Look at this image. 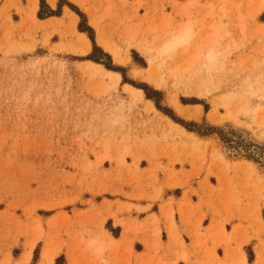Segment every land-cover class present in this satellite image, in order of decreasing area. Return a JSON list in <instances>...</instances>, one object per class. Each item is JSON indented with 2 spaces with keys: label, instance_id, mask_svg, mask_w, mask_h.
Masks as SVG:
<instances>
[{
  "label": "rangeland",
  "instance_id": "1",
  "mask_svg": "<svg viewBox=\"0 0 264 264\" xmlns=\"http://www.w3.org/2000/svg\"><path fill=\"white\" fill-rule=\"evenodd\" d=\"M38 2L0 24V254L213 264L235 184L189 181L264 203V0Z\"/></svg>",
  "mask_w": 264,
  "mask_h": 264
},
{
  "label": "crops",
  "instance_id": "2",
  "mask_svg": "<svg viewBox=\"0 0 264 264\" xmlns=\"http://www.w3.org/2000/svg\"><path fill=\"white\" fill-rule=\"evenodd\" d=\"M37 4L39 3L38 0ZM47 4L48 3V0ZM61 0H56L55 7L58 2ZM52 5V3H51ZM49 7L52 10L56 8ZM62 16L66 14H73L69 9L63 8ZM29 16V19H33V0H0V24L5 21L7 24L11 21L14 25H19L22 22V18H26ZM61 19V17L52 16L47 20H43L42 22H53ZM80 36V35H79ZM169 182V186L165 185L162 188V196L166 194L167 198L170 199L172 195H175L177 190L180 189L179 186L172 187V184L175 180H166ZM190 185L192 183H196V190H199L200 187H205V197H201L199 195V199L201 197L204 202L208 198V193L212 192L219 188L221 184L226 185V189L224 190V194L229 196L230 192L229 183L235 184L236 194L235 198L230 202H223L220 206L217 207L218 211L225 218L224 229H221L223 233V243L220 248L215 250V256H213V264H264V203H259V209H256V199H252V197L248 198L245 196V192L242 189V180H190ZM203 194V193H201ZM175 198V197H174ZM192 198V197H191ZM192 201L193 211L198 214L199 203L200 201ZM240 203L237 205V203ZM167 201H165L166 203ZM178 210L177 204L174 205V212ZM213 210H209L204 208L202 210L203 213H206L205 219L201 221L203 223L202 227L204 231H218V228L213 223L214 218L217 221L218 217H213ZM198 219V217H197ZM176 220H178L180 224V217L177 214ZM178 224V223H177ZM181 225V224H180ZM181 230H182V226ZM185 241V240H184ZM190 243L185 241V246L190 248ZM212 248V247H210ZM251 250L253 257L252 260L249 259L248 250ZM24 253H21L18 258L13 257L11 251L4 254H0V264H4L10 262L8 264H21L22 257ZM9 257V258H8ZM204 262V263H203ZM206 259L202 260V263L205 264ZM22 264H40L33 262V257L31 256L27 263ZM175 264H197L194 259L191 258L189 262L184 259H178ZM211 264V263H208Z\"/></svg>",
  "mask_w": 264,
  "mask_h": 264
},
{
  "label": "trees",
  "instance_id": "3",
  "mask_svg": "<svg viewBox=\"0 0 264 264\" xmlns=\"http://www.w3.org/2000/svg\"><path fill=\"white\" fill-rule=\"evenodd\" d=\"M45 4V0H42V5H44ZM54 12H51L50 13V15L51 16H54ZM79 15H80V17L81 18H84V16L82 15V14H80L79 13ZM81 32H84L81 28L79 29ZM90 39L92 40V42L94 41V38L92 37V36H90ZM92 60V59H91ZM96 63H98V61L97 60H94ZM142 89V88H141ZM144 91H145V93H146V97H147V99H149V100H154V98L152 97V96H150L149 94H148V92H147V90L146 89H143ZM155 101V100H154ZM155 103H156V105H157V107H159V105H158V103L155 101ZM190 131H194V130H190ZM198 134H200L199 132H197ZM201 135V134H200Z\"/></svg>",
  "mask_w": 264,
  "mask_h": 264
},
{
  "label": "bare ground",
  "instance_id": "4",
  "mask_svg": "<svg viewBox=\"0 0 264 264\" xmlns=\"http://www.w3.org/2000/svg\"><path fill=\"white\" fill-rule=\"evenodd\" d=\"M52 5H54V3L52 4ZM89 48V45L87 46V49ZM114 75V78H115V80L117 81V82H120V80H121V77L119 76V75H116V74H113ZM133 89V88H132ZM133 91L135 92V93H137L138 95H140V96H142V92L141 91H139V90H137V89H133ZM259 101H260V98H262V97H256ZM250 102H251V100L250 101H248V105L250 104ZM181 109V108H180ZM4 264H8V263H4Z\"/></svg>",
  "mask_w": 264,
  "mask_h": 264
},
{
  "label": "snow or ice",
  "instance_id": "5",
  "mask_svg": "<svg viewBox=\"0 0 264 264\" xmlns=\"http://www.w3.org/2000/svg\"><path fill=\"white\" fill-rule=\"evenodd\" d=\"M262 19H264V17H262ZM262 27H264V26H262Z\"/></svg>",
  "mask_w": 264,
  "mask_h": 264
}]
</instances>
